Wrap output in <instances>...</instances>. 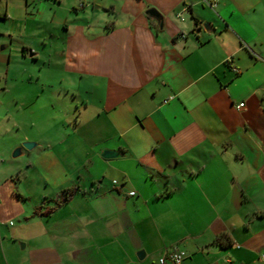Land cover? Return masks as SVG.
<instances>
[{
	"label": "crops",
	"instance_id": "0c3cea01",
	"mask_svg": "<svg viewBox=\"0 0 264 264\" xmlns=\"http://www.w3.org/2000/svg\"><path fill=\"white\" fill-rule=\"evenodd\" d=\"M1 108L0 264H264V0H0Z\"/></svg>",
	"mask_w": 264,
	"mask_h": 264
},
{
	"label": "rangeland",
	"instance_id": "374dc122",
	"mask_svg": "<svg viewBox=\"0 0 264 264\" xmlns=\"http://www.w3.org/2000/svg\"><path fill=\"white\" fill-rule=\"evenodd\" d=\"M2 25L5 27L7 24L3 23ZM25 40L28 44H34L33 42H35V40L31 39ZM16 46L20 47V50L23 48L20 46L18 41L14 43L15 48ZM29 59L32 61L31 63H33V66L30 68V73L27 72L28 74H21L20 77H18V75H13L12 73V76H16L19 79L24 76L23 80H25L23 81V84H18L15 87L14 92L15 94H28V100L26 102H29V106L25 109L24 118H27L26 120L29 125L24 129V131L32 138L41 139V134L45 130L48 128H57L62 120H65L69 117L66 116L64 112L63 114L59 110L54 111L52 109L54 97L56 96L57 92L59 93L61 87V84L54 82L55 78L53 69L51 68L46 70L47 73L45 74V77L47 78V81L44 85L42 83L43 80H41V53L39 58ZM23 89L25 92H23ZM7 114V111L3 110L2 108L0 109V125H7L9 123L7 120ZM15 117L17 116L15 115ZM32 143H34L33 148L36 146V144H38L36 141H32Z\"/></svg>",
	"mask_w": 264,
	"mask_h": 264
},
{
	"label": "water",
	"instance_id": "95a60500",
	"mask_svg": "<svg viewBox=\"0 0 264 264\" xmlns=\"http://www.w3.org/2000/svg\"><path fill=\"white\" fill-rule=\"evenodd\" d=\"M147 14L149 16L155 18L161 24L160 27L163 28V26H164V17L161 14L160 11H158L156 8H151V9H149L147 11ZM210 26H211L210 23H205L203 25V27L205 29H207V30L210 29ZM200 31H201V29H198V32H200ZM31 56H33V54H31ZM33 146H34V143H32V142L23 143L22 146H20L17 149H15V151L13 153V157L20 156L21 154H23L24 150H32ZM102 156L104 158H115V157L120 156V153L118 151H115V150L106 149V150L103 151ZM144 255H145V253L141 252L139 254V257H141V256L143 257Z\"/></svg>",
	"mask_w": 264,
	"mask_h": 264
},
{
	"label": "built area",
	"instance_id": "2783aa9c",
	"mask_svg": "<svg viewBox=\"0 0 264 264\" xmlns=\"http://www.w3.org/2000/svg\"><path fill=\"white\" fill-rule=\"evenodd\" d=\"M205 3L209 4L212 8L216 6V0H204ZM244 103H240L237 107H244ZM264 258V254L262 256ZM187 258V254L185 251L179 249H173L167 252L161 259L160 264H183L185 259Z\"/></svg>",
	"mask_w": 264,
	"mask_h": 264
},
{
	"label": "trees",
	"instance_id": "16d2710c",
	"mask_svg": "<svg viewBox=\"0 0 264 264\" xmlns=\"http://www.w3.org/2000/svg\"><path fill=\"white\" fill-rule=\"evenodd\" d=\"M65 192L70 194V193L72 192V190L69 189L68 191H65ZM223 238L225 239V238H227V237H225V236H221V237L219 238V240H220V239H223ZM230 244H231V243H230L229 239L227 238V239H226V245L229 246Z\"/></svg>",
	"mask_w": 264,
	"mask_h": 264
}]
</instances>
